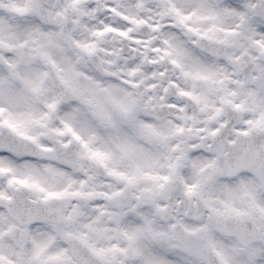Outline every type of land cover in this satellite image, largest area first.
I'll use <instances>...</instances> for the list:
<instances>
[{"label":"clouds","instance_id":"9594fccd","mask_svg":"<svg viewBox=\"0 0 264 264\" xmlns=\"http://www.w3.org/2000/svg\"><path fill=\"white\" fill-rule=\"evenodd\" d=\"M0 264H264V0H0Z\"/></svg>","mask_w":264,"mask_h":264}]
</instances>
